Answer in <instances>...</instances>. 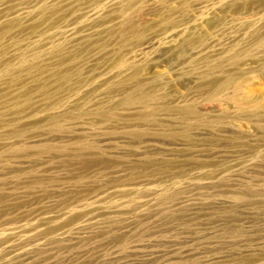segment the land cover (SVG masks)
I'll use <instances>...</instances> for the list:
<instances>
[{"label": "rangeland", "instance_id": "rangeland-1", "mask_svg": "<svg viewBox=\"0 0 264 264\" xmlns=\"http://www.w3.org/2000/svg\"><path fill=\"white\" fill-rule=\"evenodd\" d=\"M0 264H264V0H0Z\"/></svg>", "mask_w": 264, "mask_h": 264}]
</instances>
